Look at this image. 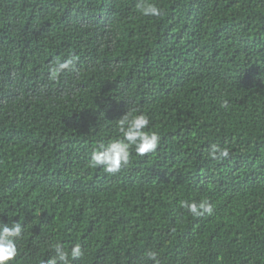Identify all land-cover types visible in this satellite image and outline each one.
<instances>
[{"label":"trees","instance_id":"16d2710c","mask_svg":"<svg viewBox=\"0 0 264 264\" xmlns=\"http://www.w3.org/2000/svg\"><path fill=\"white\" fill-rule=\"evenodd\" d=\"M139 2L0 0V221L23 226L10 264H46L56 243L81 246L70 264H264V0H143L158 17ZM127 111L157 150L92 168Z\"/></svg>","mask_w":264,"mask_h":264},{"label":"clouds","instance_id":"9594fccd","mask_svg":"<svg viewBox=\"0 0 264 264\" xmlns=\"http://www.w3.org/2000/svg\"><path fill=\"white\" fill-rule=\"evenodd\" d=\"M137 9L143 16L158 17L162 14V9L154 3H144L143 0L137 3ZM77 57L57 61L49 68V79L57 81L65 70L75 71V60ZM222 107L228 106V101H224ZM119 132L122 139H115L107 144L101 143L99 148L91 154L89 164L92 168H101L106 174L114 175L119 173L130 163L131 151L134 148L139 156L153 153L157 150L160 142L159 135L154 131H145L150 125V119L146 114L132 115L128 112L118 120ZM210 156L213 159H226L229 156L227 148L218 145H211ZM180 206L186 209L194 217L211 215L213 205L203 200L199 203L181 201ZM23 226L20 222L11 221L5 223L0 221V264H10L18 255L17 241L22 238ZM55 255L47 259L46 264H70L71 261L80 259L83 256L82 248L79 244L72 247L70 253L59 244H53ZM147 256L155 264H160L156 252H148Z\"/></svg>","mask_w":264,"mask_h":264}]
</instances>
